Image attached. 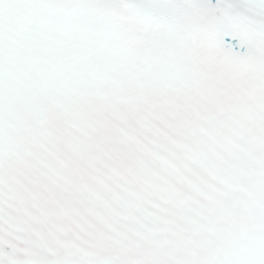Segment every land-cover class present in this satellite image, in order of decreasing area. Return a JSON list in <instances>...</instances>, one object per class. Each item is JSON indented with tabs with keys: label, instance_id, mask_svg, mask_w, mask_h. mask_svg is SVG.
Segmentation results:
<instances>
[{
	"label": "snow or ice",
	"instance_id": "obj_1",
	"mask_svg": "<svg viewBox=\"0 0 264 264\" xmlns=\"http://www.w3.org/2000/svg\"><path fill=\"white\" fill-rule=\"evenodd\" d=\"M0 264H264V0H0Z\"/></svg>",
	"mask_w": 264,
	"mask_h": 264
}]
</instances>
